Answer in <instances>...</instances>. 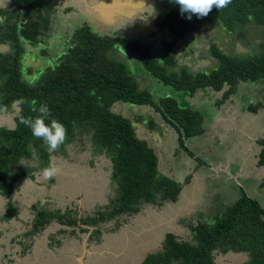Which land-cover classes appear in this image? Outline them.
Segmentation results:
<instances>
[{
  "label": "trees",
  "instance_id": "1",
  "mask_svg": "<svg viewBox=\"0 0 264 264\" xmlns=\"http://www.w3.org/2000/svg\"><path fill=\"white\" fill-rule=\"evenodd\" d=\"M169 5L159 19L158 27L166 37L158 42L156 52L140 40L102 35L85 21L64 31L52 0H13L7 7H0V43L9 48L0 51V112L18 106L14 127H0V195L7 199L3 219L16 214V184L33 178V170L50 163L48 146L20 123L21 116L34 119L40 115L42 105L51 111L46 123L56 119L67 129V138L59 148L74 141L78 134L89 135L91 154L110 158L111 178L117 184L116 194L105 210L98 209L79 219L70 208L62 212L33 204L34 218L24 237L42 232L54 220L71 226V232L86 231L79 224L98 226L111 217L136 214L144 203L161 205L178 199L183 184L169 176H159L153 147L135 134L129 118L111 109L115 102L152 107L160 122L176 131L179 147L188 150L186 139L205 131L201 110L190 102L197 92L208 96L221 92L215 102L219 106L243 82L264 84V34L257 33L258 29L264 32V0H232L226 8L214 7L206 17L193 14L191 20L187 14L181 15L180 6L173 0ZM248 23L254 24L257 31L248 33ZM207 31L222 38L232 35L243 39L245 49H223L209 39L199 52L208 61L207 69L193 71L196 66L178 63L175 42L190 35L199 42ZM55 43L59 45L55 47ZM120 54L142 65L138 77L129 62L119 59ZM146 77L161 87L171 86L174 94L155 98L144 84ZM261 93L264 87L256 89V103L244 109L264 112V100L258 99ZM257 143V165L261 166L264 136ZM24 159H37L38 166L23 164ZM258 187L264 190V176ZM189 226L190 240L167 232L162 249L147 253L140 264H215V250L243 251L248 254L243 264H264V207L244 188L222 214ZM100 234L98 228L93 231L97 239ZM54 241L60 243L58 238Z\"/></svg>",
  "mask_w": 264,
  "mask_h": 264
},
{
  "label": "rangeland",
  "instance_id": "2",
  "mask_svg": "<svg viewBox=\"0 0 264 264\" xmlns=\"http://www.w3.org/2000/svg\"><path fill=\"white\" fill-rule=\"evenodd\" d=\"M79 1L81 4L75 3L76 8H73L72 11L63 12L66 6L74 4V2L56 0L55 8L58 9L56 17L60 16V25L63 26L64 31L73 27L77 22H87L88 16L92 14L95 18L98 17L91 9L99 5L101 0ZM12 2L13 0H0V7H7ZM169 2L170 0H145L141 4L136 2L130 8V10L133 9L131 14L126 12L121 13L120 16L130 18V15H134L132 17L134 18L143 9L149 14L153 13L154 17L156 13L161 16V13L163 14L167 10L166 7ZM80 14L82 21L81 18L77 17ZM145 20L147 23L149 19L145 18ZM113 23L106 25H109L110 28H116L117 25L113 26ZM118 24L121 25L119 30L121 34L133 40L143 41L152 49V52H156L157 49L155 50V48L159 46L157 41L159 34L154 35L152 32L156 29L149 30L150 26L145 27L143 30L145 37L142 38L137 34L138 26L142 25V20L133 21L129 19L124 24L121 21ZM247 30L248 33L257 31L256 26L251 23L247 24ZM257 33L264 34L259 29ZM191 37V35L188 36L184 41L178 40L174 45L178 63L190 68L196 66L193 71L208 68L206 58L199 56V52L204 49L202 44L205 40L216 41L223 49L228 48L233 51L245 49L243 39H237L238 37L232 35L222 38L213 31H207L199 42L196 41L197 37L194 40ZM58 45L59 43H55V47ZM6 50H9L8 45L0 43V51ZM120 55L119 59L125 63L129 62L132 73L135 72L138 77L142 73V65L139 62L136 65L134 63L136 61L130 56ZM210 65L211 68V62ZM146 78L148 80H144V84L154 94L155 98L158 95L171 96L174 94L171 86L164 85L161 87L153 79ZM256 85L243 82L232 94L231 100L227 99L219 106L215 102L220 98L221 92L208 96L199 91L191 98L192 104L203 114L202 125L205 131L186 139L185 144L190 152L179 147L176 131L165 123H161L152 107L147 105L135 107L119 101L111 106L114 112L129 118L135 134L153 147L158 158L159 176H169L183 184V190L176 201L164 202L161 205L144 203L137 214L130 215L133 222L139 219L141 225L138 226L139 231L144 228L146 230L134 234L132 231L134 229L131 227L132 230L125 229L130 224L126 213L116 218H108L99 224L104 233L103 236L105 235L109 244L117 243L115 245L117 250H125L119 256V263L127 261L128 263H137L144 254L161 250L164 235L167 232L175 233L178 239L190 240L192 231L189 223L196 224L198 220L213 219L222 214L241 195L243 188L250 195L256 197L264 207V190L258 187V179L264 175V165L258 166L256 161V153L260 148L256 138L264 136V112L259 110L257 113H251L244 109V107H248L249 103H256V89L264 87V84ZM258 99L264 100V93L258 95ZM17 109L18 106L15 105L11 110L0 112V127H14L13 118ZM249 136L254 138L252 142L250 138L248 139ZM64 147L58 148L50 154L48 166L55 163L60 169L56 177L44 180L41 172L45 167L36 168L33 170V178H26L16 184L19 201L27 204L29 207L27 210L31 212L33 217L32 206L35 203L40 208L49 210L61 209L64 212L66 208L73 209L72 215H76L79 219L82 216L92 215L98 209L105 210V206L116 194L117 184L111 178V160L106 154H91L89 135L78 134L74 141L66 143ZM248 153L249 156H247ZM243 159L247 162H243ZM22 163L36 167L39 161L37 159H24ZM1 204L0 220L2 224L4 223L2 220L5 214V204L4 206ZM143 215H145L144 218H142ZM4 225L6 228L12 227L11 220ZM68 227L72 228L54 220L42 232L31 237L25 236L24 244L20 245L21 249L24 251L36 241L43 242L45 240L44 232H51L48 236V243L52 247L57 246L58 243L54 240L59 235L63 236L66 233L70 238L77 237L76 233L79 232V229H76L75 233L71 232L72 229H68ZM29 228L30 226L25 227L24 233H20L25 234ZM60 229L64 231L61 232ZM158 235L161 240H159ZM15 237L12 239V244L19 241L18 236ZM78 241L80 243V239ZM111 248L114 249V246ZM214 253L216 264H243L248 260V254L243 251H229L223 254L216 250ZM4 258L5 260L9 259L6 256Z\"/></svg>",
  "mask_w": 264,
  "mask_h": 264
},
{
  "label": "crops",
  "instance_id": "3",
  "mask_svg": "<svg viewBox=\"0 0 264 264\" xmlns=\"http://www.w3.org/2000/svg\"><path fill=\"white\" fill-rule=\"evenodd\" d=\"M229 100H231V98H229ZM241 133L243 132L241 131ZM249 138L250 136L248 137V139ZM253 140L254 138H250L251 142ZM250 149L253 150L252 148ZM247 156H249V153L247 154ZM243 162H247V160L243 159ZM5 199L6 198L4 196L0 195V203H2L1 206H4L5 204V210H6L7 199L6 201ZM13 202L16 208V214L8 220L3 219L2 222L4 223L2 224L0 220V245H1L0 264H80L79 262L80 260L82 264H140L146 255L144 254L141 260L138 261L137 263L135 262L128 263V261L119 263L118 262L119 256L123 254V251L125 250L123 251H119L120 249L117 250V247L115 246L117 245V243L109 244L105 235L103 236L104 233L102 232L100 225L90 226L87 224H79L81 227L85 226L86 231L83 233L80 232L81 230H79V232L77 233L75 231L77 237L70 238L68 237V235H66V233L63 236L59 235L58 239L60 240V243L54 247H52L48 243L49 242L48 236L51 232L49 233L44 232L43 235L45 237V240L43 242L36 241L31 247L25 248L26 251L25 249L23 251L20 246L21 244H24L25 242L24 240L26 238L23 237L24 235L23 233L25 231V227L31 226L33 216L31 212L27 210L29 209L27 204H23L21 203V201H19L17 190L15 191V195L13 196ZM144 216L145 215H143L142 218H144ZM127 218L128 220H130L129 222L130 224L126 226L125 229L128 230L134 229L132 230L134 234L146 230L144 228L143 230L139 231L138 226L139 227L141 226L139 219L133 222L130 218V215H128ZM9 220H11L12 227L6 228V225L4 224ZM97 228L101 231L100 238L98 239L95 236H93V231ZM68 229H73V228L68 227ZM81 234H84V236H81ZM14 236L16 237L18 236L19 241L17 243L14 242L15 244H12L13 242L12 239ZM158 237L160 236L158 235ZM78 239H80V243ZM159 240H161V237L159 238ZM113 246L114 249L111 248ZM4 256L8 257L9 259L5 260Z\"/></svg>",
  "mask_w": 264,
  "mask_h": 264
},
{
  "label": "clouds",
  "instance_id": "4",
  "mask_svg": "<svg viewBox=\"0 0 264 264\" xmlns=\"http://www.w3.org/2000/svg\"><path fill=\"white\" fill-rule=\"evenodd\" d=\"M173 2L180 6L181 15L187 14V18L191 20L193 14L198 18L206 17L214 7L216 9L226 8L232 0H173ZM39 113L40 115L34 119L21 116L20 123L29 127L33 136L43 140L50 152H55L65 142L67 129L62 122L56 119H51L50 123H46V119L51 116L47 105H42ZM59 172V167L52 163L42 169L41 175L44 180H50Z\"/></svg>",
  "mask_w": 264,
  "mask_h": 264
},
{
  "label": "flooded vegetation",
  "instance_id": "5",
  "mask_svg": "<svg viewBox=\"0 0 264 264\" xmlns=\"http://www.w3.org/2000/svg\"><path fill=\"white\" fill-rule=\"evenodd\" d=\"M54 3H55V6H56V0H52ZM72 1V0H71ZM136 1V0H135ZM140 4L141 3H143L142 1H144L145 2V0H137ZM136 1V2H137ZM72 2H74V1H72ZM75 3L76 2H74V4H71V5H68V6H66V7H70V9L68 10L69 12L70 11H72V9L73 8H76L75 6ZM135 4V3H134ZM134 4H132V5H134ZM131 5V6H132ZM131 6H129L128 8L130 9L131 8ZM65 7V8H66ZM64 8V9H65ZM56 10H57V13H58V9L56 8ZM92 10V9H91ZM145 17V18H148L149 20L147 21V23H146V20H145V18L143 17V16ZM161 15H162V13H161ZM134 16V15H133ZM132 15H130V18H125L124 16H120V15H115V17L113 18V20L111 21V22H108V24L109 23H113V26L114 25H117V27L116 28H110V26L109 25H106L104 22H101V21H99L97 18H95L94 16H93V14L91 15V16H88V20H87V22L92 26V27H94L95 28V30H97L96 32H98V33H100V34H110V35H122V36H125V37H127V38H130V37H128V36H126V35H124V34H121L120 33V26L121 25H119L118 24V22L119 21H121L122 22V24H124V23H126L129 19L130 20H133V21H136V19H140V20H142V25L139 27L138 26V32H137V34L140 36V37H142V38H144L145 36V34H144V29H145V27H147V26H150L149 27V30H151V29H156V31H152L153 32V34L155 35V34H159V38H157V41L159 42V41H161L163 38H165L166 36H165V34H164V32L163 31H161L160 30V28L158 27V23H159V19H160V14L159 13H156V16L154 17L153 16V13H147L146 12V10H144L143 9V11L138 15V14H136L135 15V17L134 18H132L133 17ZM77 17H81V14L78 16L77 15ZM124 18V19H123ZM124 21V22H123ZM104 27V29H102ZM154 27V28H153ZM109 28V29H108ZM131 39V38H130ZM156 39V38H155ZM216 251V250H215ZM215 251H213V254H214V262H215ZM218 251V250H217ZM220 252V251H219ZM229 252V251H228ZM233 252V251H232ZM222 253V252H221ZM227 253V252H226ZM224 254V253H223ZM216 264V263H215Z\"/></svg>",
  "mask_w": 264,
  "mask_h": 264
},
{
  "label": "water",
  "instance_id": "6",
  "mask_svg": "<svg viewBox=\"0 0 264 264\" xmlns=\"http://www.w3.org/2000/svg\"><path fill=\"white\" fill-rule=\"evenodd\" d=\"M72 1L81 4L79 0H72ZM120 2L131 3L129 0H101L100 4L97 5L96 7H93L92 10L94 11V13H96L98 15V17H96V18L99 21L104 22L105 24H108L109 17L112 18V20H113L115 15H120L121 13H126V12H128V14H131L133 12V9L130 10L129 8L125 9L122 12L123 7L120 6ZM142 2H144V1H142ZM109 3H111L110 5L117 7V8L113 7L115 9H117V12L116 11H113V12L109 11L111 9V8L109 9V6H110ZM79 260H80V257H79ZM79 262H80V264H82L81 260Z\"/></svg>",
  "mask_w": 264,
  "mask_h": 264
},
{
  "label": "bare ground",
  "instance_id": "7",
  "mask_svg": "<svg viewBox=\"0 0 264 264\" xmlns=\"http://www.w3.org/2000/svg\"><path fill=\"white\" fill-rule=\"evenodd\" d=\"M131 3H126V2H120V6H122L123 8H122V12L125 10V9H127L129 6H131L132 4H134V3H136V1L135 0H129ZM138 2V1H137ZM140 2V1H139ZM138 2V3H139ZM111 3H109V5H110ZM113 7H115V6H112V5H110L109 6V11L111 12H113V11H116L117 12V9H115V8H117V7H115V8H113ZM110 14V13H109ZM112 14V13H111ZM112 21V18H110L109 17V21L108 22H111Z\"/></svg>",
  "mask_w": 264,
  "mask_h": 264
}]
</instances>
